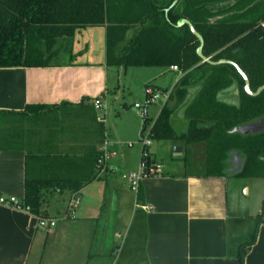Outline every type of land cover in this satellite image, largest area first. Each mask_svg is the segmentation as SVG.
<instances>
[{"label":"trees","instance_id":"obj_1","mask_svg":"<svg viewBox=\"0 0 264 264\" xmlns=\"http://www.w3.org/2000/svg\"><path fill=\"white\" fill-rule=\"evenodd\" d=\"M261 24L264 0H0V68L49 66L59 52L54 47L61 43L60 38L71 37L78 28L104 26L107 64L123 68L176 66L177 73H183L175 90L179 97L190 83L197 84L196 94L185 108L188 120L181 139L187 145L205 144L209 157L204 174L264 176V128L246 131L247 124L264 121V89L253 95L264 86ZM233 84L238 103L220 100L218 94ZM148 88L149 84L145 85L150 102ZM171 97L169 92L166 101ZM67 108V103L32 104L20 112L0 111V148L26 152L20 206L37 218H49L46 206L53 194L75 193L96 178L95 170L100 171L97 160L101 153L95 145L80 162L78 156L44 151L37 142H26L14 125L18 118L33 121L47 118L46 114H53V124H57L56 112ZM90 109L88 113L93 112ZM67 112L74 113V119L78 115L74 109ZM171 112L165 102L150 128L153 140L172 138ZM99 122L98 142L102 143L103 124ZM146 122L144 115L143 126ZM232 154L238 159L237 167ZM239 224L245 225V232ZM261 224L264 200L255 217L229 219L227 254L237 264H244ZM130 229L142 232L140 255H135L133 264H148L144 215L138 210Z\"/></svg>","mask_w":264,"mask_h":264},{"label":"crops","instance_id":"obj_2","mask_svg":"<svg viewBox=\"0 0 264 264\" xmlns=\"http://www.w3.org/2000/svg\"><path fill=\"white\" fill-rule=\"evenodd\" d=\"M60 42L54 47L59 52L53 55L49 66L0 68V111L20 112L32 104L58 106L67 103L68 111L74 109L78 112L73 121L82 127L67 136L60 134L59 129V135L38 141L40 148L72 154L83 162L91 146L95 145L98 150L101 145L98 141L101 136L99 121H102L103 141L109 143L108 150L114 151L115 156L106 161L104 170H95L96 178L80 190L58 194L66 195L68 201L64 218H73L76 229H80L73 237L66 235L64 238L65 234L56 233L57 220L54 227L41 228L37 217L28 210L0 205V264H41L45 255L53 257L54 264H63L71 257H77L75 264H129L131 259L134 263L136 256L130 252L121 258L126 249L120 247L137 210L144 215V254L148 264H237L236 259L227 254L228 221L238 217L236 207L230 205L228 182L239 177L231 173L187 172L183 161L184 155L187 157L185 147L172 143L170 139L158 140L166 142L165 145L149 151L151 159L161 168L157 175L141 179L139 192L134 193L135 205L122 226L124 232L113 226L114 221H103L102 226L98 225L96 213L99 202L104 201L102 196L108 186L107 177L115 166L120 165L110 164L117 155L118 144L108 138L103 117L97 115L96 110L120 89L116 76L123 67L106 62L104 26L78 28L71 37L60 38ZM59 55L66 57L60 61L56 59ZM168 70L177 79L180 77L171 66ZM147 92L156 93L154 98L166 101L170 91L155 86L148 88ZM94 100L100 101V108L94 107ZM89 107L93 112H87L91 110ZM134 108L139 111L141 106L134 105ZM143 114L146 116L145 108ZM147 123L145 126L142 123V130ZM137 131L138 124L134 121L130 132L136 135ZM175 146L181 147L178 157L173 156ZM159 150L165 154L166 162H162ZM25 159V150L0 148V195L22 200ZM85 192L96 197L89 207L82 202ZM240 192L249 194V186L242 184ZM73 196L79 201L68 211ZM48 215L54 218L49 212ZM58 237L61 241L57 240ZM47 239L53 241V248L45 249ZM244 264H264V224L259 226Z\"/></svg>","mask_w":264,"mask_h":264},{"label":"rangeland","instance_id":"obj_3","mask_svg":"<svg viewBox=\"0 0 264 264\" xmlns=\"http://www.w3.org/2000/svg\"><path fill=\"white\" fill-rule=\"evenodd\" d=\"M130 34H127V37ZM63 56V57H62ZM59 55L56 59L60 61L66 57V55ZM65 56V57H64ZM112 69V68H111ZM119 69V68H118ZM178 71V70H177ZM113 76V75H112ZM183 76V73H180V77L177 79V76L174 75L171 71L168 70V67H132L128 66L118 70V81L120 84V89L116 91L112 97H109L104 106L101 109L96 110V114L100 117H103L104 124L106 127V133L109 135V139L116 141L117 155L114 159L110 160V164L118 163L119 167L115 166L112 173L107 177L108 186L105 192L103 193L102 199L104 201L99 202V207L96 215L99 219V226H102L103 221H114V227L118 228L121 233L124 232L122 229L124 220H127L130 210L135 205V194L129 188L128 181L125 178L127 173L137 171L140 161V153L142 149V142L140 141L141 126L143 123V110H146V120L147 127L146 130L151 127L152 122L155 120L156 116L159 114L164 102L170 107L171 115L169 117V123L172 129V138L170 139L174 144H181L185 147L187 152V159L185 162V167L187 172L191 173H205L207 172L206 158L209 155L205 153V144L197 143L187 145L181 137L184 136V128L187 123V115L185 113L186 106L192 101L197 91V84H189L187 86V92L179 97L175 94V90L179 88L180 79ZM149 84V87H161L162 89L167 88L171 92L170 101H165L164 98L156 99L152 95V100L148 104L147 97L144 93L145 85ZM236 92V93H235ZM220 100H224L229 103L237 104L238 91L236 84L226 88L218 94ZM138 104L141 106V113L134 108V105ZM63 110V109H62ZM67 110L56 112L57 124H53L52 121L53 114H46L47 118H38L36 120H26L18 118L17 122L14 124L19 127L26 136V142L34 143L44 140V138L53 137L55 135L64 134L67 136L71 131L78 130L82 126L80 123L74 120V116L67 114ZM62 114L65 117H62ZM138 124L137 134L134 135L130 132V125L134 123ZM47 125L50 126V129H47ZM78 125V126H77ZM6 126V125H5ZM5 128V127H4ZM58 130V131H57ZM4 131V130H3ZM52 131V134L49 132ZM146 137V131L144 132ZM62 135V136H65ZM150 146L148 150H152L155 147L161 149L160 145H165L166 142H161L157 140L150 139ZM35 144V143H34ZM122 151V156H121ZM159 156L162 158V162H166L165 154L159 150ZM161 166V165H160ZM242 184L249 186V194L240 192V187ZM228 191H229V201L230 205L236 207L237 216L241 218L255 217L260 209L262 200H264V176L256 177H241L238 179L231 178L228 182ZM66 195L54 194L48 200L46 208L48 212L54 216L57 220V232L69 235V237L75 236V233L78 232L76 229V222L73 218H64V210L67 207L68 203ZM82 196V195H81ZM93 195L83 194L82 202L84 204H89L90 202L95 201ZM99 198V197H98ZM77 201L79 198L76 196ZM46 205V204H45ZM44 205V206H45ZM65 219V220H64ZM117 222H115V220ZM98 225H95L98 226ZM239 224V228L245 229V225ZM112 227V225L110 226ZM84 231V230H83ZM137 232L133 229H129L125 238L122 240L120 249H126L121 258L128 256V252L133 255H140V246L142 241V232ZM112 233V232H111ZM58 241H61L60 238H57ZM53 241L47 239V243L44 245L45 249L53 248ZM130 248V250H128ZM115 255V254H114ZM116 257V256H115ZM77 257L68 258V261H65L63 264H75ZM53 257L44 256L41 264H54L52 262ZM133 259H131L129 264H133ZM137 258L135 259V261ZM128 264V263H127Z\"/></svg>","mask_w":264,"mask_h":264},{"label":"built area","instance_id":"obj_4","mask_svg":"<svg viewBox=\"0 0 264 264\" xmlns=\"http://www.w3.org/2000/svg\"><path fill=\"white\" fill-rule=\"evenodd\" d=\"M171 69L177 71L178 68L176 66H171ZM93 105L95 108H100L101 103L99 100H94ZM135 107L139 108L140 106L138 104H135ZM141 113V109L139 110ZM146 131V137L144 132ZM151 131L150 128L146 130V127L143 128L142 134L140 136V141L142 142V149L140 153V161H139V167L137 171L127 173L125 175V178L128 181L129 188L136 194L139 188V184L142 178L146 176H155L159 172L161 166L160 164L155 163L151 159V155L149 153L148 147L150 146L151 142ZM108 142L104 140L101 145L98 148V151L101 153V156L97 160V166L100 168V170H104L106 167V161L115 156L114 151L108 150ZM77 199L76 196H73L71 201L68 205V211H70L72 208L76 207ZM0 205L1 206H7L14 209H23L20 206V201L13 197V196H4L0 195ZM150 209V208H148ZM38 220V226L41 228H47V227H54L56 224V220L54 218H37Z\"/></svg>","mask_w":264,"mask_h":264},{"label":"flooded vegetation","instance_id":"obj_5","mask_svg":"<svg viewBox=\"0 0 264 264\" xmlns=\"http://www.w3.org/2000/svg\"><path fill=\"white\" fill-rule=\"evenodd\" d=\"M261 25L264 26V24H261ZM261 128H264V121L251 122V123L246 125V131H255V130H259ZM232 156H234L232 158L233 159V165L237 167L238 159H237L236 155L232 154Z\"/></svg>","mask_w":264,"mask_h":264},{"label":"water","instance_id":"obj_6","mask_svg":"<svg viewBox=\"0 0 264 264\" xmlns=\"http://www.w3.org/2000/svg\"><path fill=\"white\" fill-rule=\"evenodd\" d=\"M205 60H207V59H205ZM246 89H247L248 92H250V91H249V87H248V83H247V81H246ZM262 89H264V86L260 87V88L258 89V91H257L256 93H254L253 95L259 93ZM250 94H251V93H250ZM180 155H181V147H180V146H175V147H173V156L178 157V156H180Z\"/></svg>","mask_w":264,"mask_h":264}]
</instances>
